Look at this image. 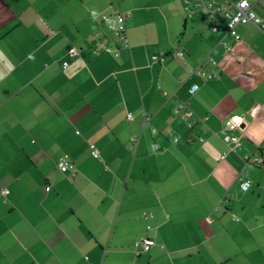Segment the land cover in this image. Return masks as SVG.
Listing matches in <instances>:
<instances>
[{
	"label": "crops",
	"instance_id": "0c3cea01",
	"mask_svg": "<svg viewBox=\"0 0 264 264\" xmlns=\"http://www.w3.org/2000/svg\"><path fill=\"white\" fill-rule=\"evenodd\" d=\"M116 12L128 48L114 57L101 17ZM223 33L181 0H0V264H264V32ZM206 56L217 75L201 82Z\"/></svg>",
	"mask_w": 264,
	"mask_h": 264
},
{
	"label": "built area",
	"instance_id": "2783aa9c",
	"mask_svg": "<svg viewBox=\"0 0 264 264\" xmlns=\"http://www.w3.org/2000/svg\"><path fill=\"white\" fill-rule=\"evenodd\" d=\"M183 4V10L188 18H191L194 14H199L202 20L209 25V29L212 32H217L220 25L224 27V37L226 35L232 36L234 39H238L239 36L236 33V27L238 25L253 24L264 32V21L254 12L253 5L249 0H181ZM102 21L106 22L107 26L111 30L112 35L118 42L120 48L112 50L109 47H104L103 51L107 54H111L114 57L118 56L119 49L128 48V40L125 34V17L124 14L116 12L112 15H104L101 17ZM224 37L220 39V44L223 46L226 52H230V46L224 40ZM174 54L178 58H183V51L175 49ZM71 55L76 52L74 49L69 51ZM208 59V66L204 67L201 64L192 69L191 73L194 74L201 82L209 81L217 75L215 62L206 56ZM163 56L153 57L154 62H163ZM199 89L198 83H191L186 92L188 96H192ZM174 113L178 114L181 119H188L191 117V112L188 109V102L181 101L174 108ZM127 119H131V115H126ZM190 120V119H188ZM149 122V116L143 114L142 126H146ZM193 120L189 121V125ZM240 123L234 117H229L225 120L223 129L220 131V135L224 143L228 146V149L235 151L240 145V139L233 134V131L239 129ZM152 132H154L152 130ZM176 138H174V141ZM136 138H130V147L136 145ZM90 155L99 159V154L94 146H90ZM243 160L246 164H256L260 160L258 158H250L244 156ZM57 168L64 174L73 175L75 172L74 165L67 158L60 159L57 162ZM238 186L241 191H247L251 186V181L247 177L246 173H241L238 176ZM7 189H2L0 194L2 197L7 195ZM151 238H142L134 243V253L139 255L140 253L147 252L153 245Z\"/></svg>",
	"mask_w": 264,
	"mask_h": 264
},
{
	"label": "rangeland",
	"instance_id": "374dc122",
	"mask_svg": "<svg viewBox=\"0 0 264 264\" xmlns=\"http://www.w3.org/2000/svg\"><path fill=\"white\" fill-rule=\"evenodd\" d=\"M159 25H160V27H162L161 23H159L158 26H159ZM164 29H165V28H161V30H163V31H164Z\"/></svg>",
	"mask_w": 264,
	"mask_h": 264
}]
</instances>
